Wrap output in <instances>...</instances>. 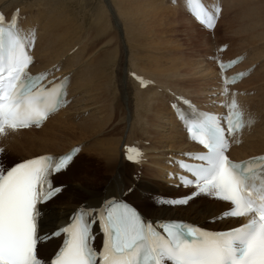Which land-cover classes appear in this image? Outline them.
Listing matches in <instances>:
<instances>
[{
	"label": "bare ground",
	"instance_id": "6f19581e",
	"mask_svg": "<svg viewBox=\"0 0 264 264\" xmlns=\"http://www.w3.org/2000/svg\"><path fill=\"white\" fill-rule=\"evenodd\" d=\"M50 1L0 0V12L6 11L11 14L18 10L23 16H26L27 24H37L38 40L35 50L37 63L35 68L36 70L48 68L61 61L62 72L73 74L74 80L70 89L71 95L75 96L74 102L68 108L50 117L42 126L23 130L6 129L1 133L0 149H3V160L0 161V165L6 168L12 163L40 154H64L70 151L77 142L73 143L74 139L71 140L69 136L70 140H64L65 142L62 143L60 138L63 136L62 132H74V128L68 127L67 121L73 120L75 117L87 119L86 122L92 123L91 127L80 129V135L77 136L80 139L87 137L92 126L100 127L101 119L107 109L106 96L102 94L103 91L99 87L100 83L98 86L97 79L113 82L112 92L116 97L120 95L117 103L120 106L123 105L124 108L122 111L124 115L119 121L126 123L128 133L126 132L124 134L126 137L118 141L117 144L104 146L100 151V158H102L105 167L102 175L96 176V172H93L94 174L83 172L78 175L70 172L66 180H59V183H68L69 185L63 196L60 194L54 203L44 206L48 213L45 215L43 229L50 230L64 222L66 216L86 199L89 200L92 207H96L105 198L106 193L108 196L110 194L121 196L132 187L134 188L129 193L130 199L137 202L141 210L149 217L180 218L201 222L202 225L211 229L231 228L247 220L248 217L243 219L225 217L223 213L229 205L203 194L191 199L186 205L160 203L171 200L164 196L184 198V192L195 191V189H178L172 184L175 181L166 177L165 168L175 169L164 163L163 156H183L186 152L201 149L188 140L186 132L172 111L171 100H175L177 94L203 98L210 94H222L223 92L220 85H216L219 81L214 80L218 73L211 75L206 71V68L203 69L206 71L203 72V76H205L203 82L179 79L158 80L160 76H154L156 73L154 71H166L167 68L154 62L153 56L149 57L148 55L154 46V39L151 38L152 31L155 28H165L166 25L177 28L176 24L180 25L181 23L177 22L176 15L180 11H177L173 6L160 7L161 1L157 5L152 4L155 8L150 10L151 0H83V3L80 0H53L56 3V10L53 15H48L46 12L49 10L46 8L53 5ZM230 1H234L233 5L230 4ZM230 1L228 0L226 3L224 0L225 10L231 8L235 10H233L234 12H239L244 8L248 17L252 19V21L249 20V24L244 25L245 30L249 29L247 30L249 33L260 30V32H255L258 34L256 37L259 38V34L262 36L264 0ZM185 16L183 18L186 21H191V18ZM160 20H164L166 23L164 21V23H159ZM245 20L247 19L242 21ZM177 30L179 31V29ZM27 32L32 33V30L28 29ZM96 52L98 53L95 54ZM140 62L152 67V72H144L140 68ZM251 63L254 62L246 61V64ZM206 65L203 66L206 67ZM256 72L242 82V86L247 82H259L256 87L259 92L244 98L245 103L251 109L254 124L250 131L244 132L237 138L238 142L231 150L236 159L264 152V77L253 80L256 77ZM144 78H147L146 82H143ZM193 84H197V86L191 88ZM135 100L137 101L135 103L137 112H133L132 103ZM123 108H119V110H123ZM86 114L88 116L85 118ZM135 114L137 115L136 123ZM120 125L122 124L120 123ZM135 126V129L139 128L141 138L132 140L136 133L133 128ZM10 153L19 155L11 156ZM128 156L133 159L130 161ZM135 168H142L140 169L141 177L138 180L133 177ZM58 177L60 176L58 175L56 178ZM167 182L171 184L169 185ZM157 195L162 198H155L154 196ZM57 244L58 240L56 239L41 244L40 253L49 256Z\"/></svg>",
	"mask_w": 264,
	"mask_h": 264
},
{
	"label": "snow or ice",
	"instance_id": "6c2138e0",
	"mask_svg": "<svg viewBox=\"0 0 264 264\" xmlns=\"http://www.w3.org/2000/svg\"><path fill=\"white\" fill-rule=\"evenodd\" d=\"M200 3L188 0L190 11L198 19L201 12L192 5ZM219 11L217 8V16ZM214 19L208 15V27L214 26ZM32 46L34 36L27 40L18 31V10L10 23L0 13V133L5 127L14 130L39 126L61 106L63 83H53L49 89L44 83L47 73L32 76L28 71L33 62L28 52ZM230 64L221 63V70ZM243 75L225 77V83H234ZM226 107L229 111L223 117V127L220 118L212 114H205L200 123L188 122L190 138L207 151L187 155L205 164L180 161L179 166L194 175L191 179L179 178L182 185H195L197 190L187 197L160 203L186 205L203 194L229 205L225 217H248V223L209 233L173 222L160 225L167 234L165 239L135 208L112 201L103 210H79L70 225L44 236L40 230L41 206L54 203L63 190L54 178L73 163L79 151L73 149L60 156L29 159L10 169L0 165V264H45L39 256V245L61 236L65 237L63 245L50 264H264V156L234 162L225 154L226 136L244 127L240 114L234 111L236 100L233 98ZM180 118L185 119L182 112ZM93 223L101 224L106 235L100 253L90 243Z\"/></svg>",
	"mask_w": 264,
	"mask_h": 264
},
{
	"label": "rangeland",
	"instance_id": "374dc122",
	"mask_svg": "<svg viewBox=\"0 0 264 264\" xmlns=\"http://www.w3.org/2000/svg\"><path fill=\"white\" fill-rule=\"evenodd\" d=\"M80 1L82 3L84 2L83 0H80ZM160 1H161V3H159ZM225 1H226V3L228 2V0H225ZM50 2L53 5H51V3H50L51 6L49 8H46L49 5H47L45 7L46 9L49 10V11L47 10L48 12H46V14H48V15L52 14L53 15V13L56 10V7H55L56 3L53 0H51ZM223 2H224V0H223ZM158 3L160 4V7H168V6L171 7V6H173L174 8H176L177 11H180V12H178V14L176 16L178 18L177 22H179L181 24L180 25L176 24L177 28H173L172 25L171 26L170 25H166L165 28L164 27L155 28L152 31L153 33L151 35V38L153 37V39H154L153 40L154 46L152 47L153 49L151 50V52L148 55H149V57L151 55L153 56L152 59H154V62L159 63L163 67L167 68L166 71H159V70L154 71L153 70L154 72H156L154 74V76L155 75L156 76H160L158 80H165V79L166 80H171V79L172 80L173 79L174 80H178L179 79V80H198L200 82H203L204 78H205V76H203V72L208 71L211 75H215V74L217 75V70L215 68L214 62L210 61V59L208 58V56L213 55L214 42H216L214 36L211 33H209L206 30H204L202 27H200L196 23V21L193 19V17L188 12H186L185 9L181 6L182 5L181 4V0H178V5H174L168 0H159V1L158 0L157 1L156 0H151V2H150V4H151L150 10L152 8L154 9L155 8L154 5L155 4L157 5ZM233 3H234V1H230L231 5H233ZM152 4H154V5L152 6ZM230 7H232V6H230ZM230 9L231 8H229V10H227V11L225 10L226 11V16H227L226 19L227 20L223 19L224 21H223V24L221 23L222 26L220 27V31H219L218 34H219V36L220 35H224L225 36L227 34H231V35H229L230 37H234V36L237 37L240 41H242L240 47H245V46H250V45L251 46L253 45V47H256L254 49V51H255L254 54L255 55H253L251 57V59L248 60V61L252 60L254 63H256V62L258 63L260 61L262 63L261 64L262 67H260L257 70L258 72H256L257 73L256 77H255V79H253V80H258V78L260 79V78L264 77V57H262V56H264V30H262V33H261L262 36H260V34L258 36L260 39L256 37L257 33H255L256 31L260 32V30H254L253 33L247 32V30H249V29L245 30V26L244 25L249 24L248 23L249 20L252 21V19L250 17H248L247 12L245 11V9L243 8L239 12H234L235 11L234 9H231V11H230ZM79 13H80V10H79ZM180 14H182V15L180 16ZM185 14H186V16H185ZM184 16L191 18L190 19L191 21H186L183 18ZM159 17L161 18V16H159ZM243 19H247V20L242 21ZM163 21L160 20L159 23H164L165 21L164 22ZM234 21H236V22H234ZM156 22H157V19H156ZM154 24H153V26H154ZM240 25H241V27H240ZM177 29H179V31ZM244 31H246L247 33L244 32ZM161 40H162L163 43L161 42ZM247 41H249V42H247ZM167 43H168V45H167ZM181 44H182V46H181ZM178 45H180V46H178ZM256 45H259V48H257ZM183 52H184V54H183ZM97 53L98 52H96L95 54H97ZM160 54H163V55L160 56ZM171 57H173V58H171ZM174 57H176V58H174ZM173 60L174 61L178 60V61L174 62ZM191 60H192V62H191ZM179 64H180V66H179ZM204 64H207L206 67L203 66ZM139 65H140V68L142 70H144V72H146V73L147 72H152L153 68L148 66V65H145L143 62H140ZM169 66H170V68H168ZM202 66H203V68H202ZM199 67H200V69H199ZM205 68H206V71L203 70ZM186 72H187V74H186ZM192 72H193V74H192ZM183 73H184V75H183ZM197 73H198V75H197ZM188 74L189 75L191 74V75L189 76ZM97 80L99 81L98 82V86H99V83L101 85L99 87L102 88V91H103L102 94H104L106 96V109H107V111H105V115H104L103 119H101L100 127H97V126L93 127L92 126V130L90 132H88L87 135H86L87 137H85L84 139H80V138L77 137V136L80 135V129L83 128V127H88L89 128V127H91L90 125L92 123L91 122H86L87 119H82V118L78 119V121L76 119L69 120V121H67L68 122L67 125H68L69 128H74V130H73L74 132H72V133H70L69 131L68 132H62L63 136L60 138V141L62 143L65 142V141H69L70 139L71 140L74 139L73 143L77 142V144L80 143V144L87 145L86 148H85V152L78 159L77 166L75 168H73L72 170L68 171V173L71 172V174L73 173V174L78 175V174H81L83 172H88L89 174H94L93 172H96L95 173L96 176L97 175H102L104 173L105 167H104V164L102 162V158H100V154H101L100 151L102 150V148L104 146L108 147V146H110L112 144H114V145L117 144L118 141H120L122 138L126 137V135L124 136V134H126V132L128 133V131L126 129V123H124V122L122 123V122L119 121L120 118L123 117V115H124V112H122V111H124V108H123V105L120 106V104L117 103V100L120 99L119 98L120 95H119V97H116L114 92H112V88H113L112 84H113V82H108L106 80L104 81L103 79H100V80H103V81H100L99 79H97ZM146 80H147V78H144L143 82H146ZM214 80L218 81V75H217L216 78H214ZM178 85H180V84H178ZM187 85H190V84H187ZM246 85H247V83H246ZM194 86H197V84H193V86L191 88H194ZM117 93H118V91H117ZM104 95L102 96V98L104 97ZM136 102L137 101L135 100V102L133 101V103H132L133 104V112H137L136 105H135ZM119 108H121V109L123 108V110H121V109L119 110ZM117 109H118V111H117ZM114 112L115 113L117 112L120 115H118L117 113L115 114ZM87 116H88V114L85 115V118ZM116 117H119V118H116ZM136 119H137V115L135 114L134 115L135 123H136ZM120 123L122 125H120ZM116 125H117V127H116ZM119 125H120V127H119ZM107 128H109V129H107ZM133 128L135 129L136 126L133 127ZM115 129H116L117 132L115 131ZM124 130H126V131H124ZM135 131H136V133H134L135 135L133 136L132 140L141 138V134L139 133V128L135 129ZM109 135H111V136H109ZM69 136L71 137L70 139H68ZM20 152L22 154L23 150L20 151ZM10 155L11 156H14V155L16 156V155H19V154H15V153L11 154L10 153ZM2 157H3V151L0 152V161L3 160ZM140 169H142V168H137V169L135 168L134 171H133V177H134L135 180H138L141 177ZM68 173L62 175L61 179L62 180H66L68 178L67 176H69ZM189 192H184L183 195L186 196V194H188ZM62 196H63V194H62ZM175 219H180V218H175ZM181 220H185V219H181ZM192 222H195V221H192Z\"/></svg>",
	"mask_w": 264,
	"mask_h": 264
}]
</instances>
